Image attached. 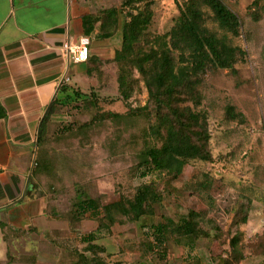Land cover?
Here are the masks:
<instances>
[{
  "label": "rangeland",
  "instance_id": "obj_1",
  "mask_svg": "<svg viewBox=\"0 0 264 264\" xmlns=\"http://www.w3.org/2000/svg\"><path fill=\"white\" fill-rule=\"evenodd\" d=\"M122 1L111 0V6L119 7ZM146 1L153 16L145 41L151 42L173 26L188 0ZM222 2L240 20L238 34L227 35L244 56L232 70L205 74L197 86L201 101L196 110L206 114L211 162L175 164L164 172L142 175L144 148L159 147L165 131L156 136L148 131L158 118L152 102L147 110H140L148 103V92L137 73L130 98L120 97L111 59L101 64L91 84L94 87H75L72 95L56 103L45 138L35 147L31 175L49 212L54 209L59 216L61 236L56 241L64 250L78 246L77 234L66 227L80 199L95 200L102 211L104 205L132 199L141 186L151 185L162 200L154 205L153 216L137 221L120 217L108 230L96 233L97 243L110 254L109 264H156L141 247L147 227L168 221L176 224L188 209L202 214L199 221L210 236L198 239L192 251L168 237L166 264H216L235 235L243 255L236 264H264V0ZM203 10L206 26L218 35L226 33L213 21L212 13ZM180 107L194 106L186 102ZM228 107L235 113L229 118ZM100 222L87 220L79 231H94ZM103 223L108 228L107 221ZM213 235L218 237L216 242ZM70 262L71 258L64 260V264Z\"/></svg>",
  "mask_w": 264,
  "mask_h": 264
},
{
  "label": "trees",
  "instance_id": "obj_2",
  "mask_svg": "<svg viewBox=\"0 0 264 264\" xmlns=\"http://www.w3.org/2000/svg\"><path fill=\"white\" fill-rule=\"evenodd\" d=\"M143 1L123 0L119 7L111 6L95 14L84 15L82 22L84 34H94L96 39H110L120 33V46L111 59L117 71V91L123 100H128L136 83L134 73H137L148 92V103L140 110H147L151 102L154 104L158 120L148 131L156 136L163 129L165 137L159 147L144 148L140 164L146 166L145 172H142L146 175L151 170L164 172L175 164L188 165L192 161L207 162L212 159L206 148L209 140L206 114L196 110L201 101L197 86L202 83L204 75L213 70H232L244 52L229 40L227 33L237 35L240 20L222 0H188L180 8L173 26L166 33L154 36L151 42L145 41V37L153 15L150 2ZM204 7L212 13L219 29L226 33L218 35L206 26ZM95 71H100L98 65ZM186 102H192L194 107H180ZM55 103L56 99L42 119L37 146L45 138ZM232 111L231 107L226 109L228 118L234 116ZM4 114V110L0 109V118ZM196 127L203 129H196L195 132ZM161 202V194L155 192L151 185L141 186L132 199H119L104 205L102 211L95 200L80 199L74 212L68 216L70 230L78 237L73 264H109L110 254H106L105 247L97 243L99 238L96 233L108 230L120 217L146 220L154 215V205ZM187 211L176 224L168 221L147 227V230L150 229V232H145L148 240H144L141 247L156 264H166L168 237L175 242L185 241L191 248L198 239L210 236L209 229L203 228L199 221L202 214L195 209ZM83 220L102 222L94 231L82 233L79 228ZM106 221L108 228L103 223ZM216 239L218 237L213 235L214 242ZM228 242L230 249L225 255L217 256L216 264H236L242 260L238 236H232ZM114 264L121 262L115 261Z\"/></svg>",
  "mask_w": 264,
  "mask_h": 264
},
{
  "label": "crops",
  "instance_id": "obj_3",
  "mask_svg": "<svg viewBox=\"0 0 264 264\" xmlns=\"http://www.w3.org/2000/svg\"><path fill=\"white\" fill-rule=\"evenodd\" d=\"M110 6L111 0H0V264L74 262L75 251L56 241L59 216L49 212L31 171L40 124L53 100L62 102L75 87H94L96 65L120 46L119 32L105 40L83 32L84 15ZM82 36L90 39L89 60L74 63L66 47ZM66 229L71 232L68 222ZM172 241L192 251L199 240L191 248Z\"/></svg>",
  "mask_w": 264,
  "mask_h": 264
},
{
  "label": "built area",
  "instance_id": "obj_4",
  "mask_svg": "<svg viewBox=\"0 0 264 264\" xmlns=\"http://www.w3.org/2000/svg\"><path fill=\"white\" fill-rule=\"evenodd\" d=\"M89 46H90V39L87 36H82L79 40V43L76 46H73L72 48L70 46H67L66 51L70 56L72 62L83 63V62H87L90 56ZM64 80L68 81L67 78L66 79L64 78ZM63 81L61 83H63Z\"/></svg>",
  "mask_w": 264,
  "mask_h": 264
}]
</instances>
